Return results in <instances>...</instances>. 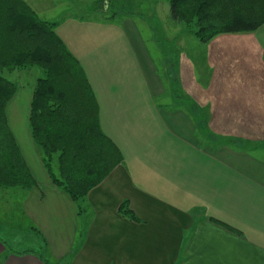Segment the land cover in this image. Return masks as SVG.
<instances>
[{"label":"crops","instance_id":"1","mask_svg":"<svg viewBox=\"0 0 264 264\" xmlns=\"http://www.w3.org/2000/svg\"><path fill=\"white\" fill-rule=\"evenodd\" d=\"M24 1L33 10L49 4L34 10L43 20L64 4ZM121 36L138 58L137 77L131 64V77L110 76L92 57L105 74L93 80L63 41L89 80L101 130L123 158L81 211L52 183L31 137L42 71H24L29 91L25 97L17 91L7 120L35 186L11 192L41 249L17 251L0 236V264H264V26L203 44V81L193 54H175L174 84L162 76L168 64L151 56L134 23L127 21ZM82 40L74 50L86 54L92 43ZM124 202L136 219L121 214Z\"/></svg>","mask_w":264,"mask_h":264},{"label":"trees","instance_id":"2","mask_svg":"<svg viewBox=\"0 0 264 264\" xmlns=\"http://www.w3.org/2000/svg\"><path fill=\"white\" fill-rule=\"evenodd\" d=\"M167 1L174 21L204 45L220 35L251 34L264 26V0ZM31 68L42 71L31 102V137L52 183L81 211L89 192L123 161L122 154L101 130L89 80L58 36L56 24L40 18L24 0H0L1 188L35 186L7 120V107L18 91L7 75ZM120 211L136 219L127 202Z\"/></svg>","mask_w":264,"mask_h":264},{"label":"rangeland","instance_id":"3","mask_svg":"<svg viewBox=\"0 0 264 264\" xmlns=\"http://www.w3.org/2000/svg\"><path fill=\"white\" fill-rule=\"evenodd\" d=\"M63 2V8L57 13H53L52 19L49 15L45 20L56 23L58 36L67 43L78 59L83 58L82 62L85 64L91 79L97 80L100 76H105V74L97 73L98 70L94 68L92 57L98 59L99 70L107 69L110 76L121 78L123 74L126 77H131L130 64L135 74L133 77L138 76V58L132 53L128 41L126 39L124 41L121 36L127 21H130L131 24L134 23L151 56H155L162 64L164 62L168 64L169 69H161L164 71L162 74L164 79H169L173 83L174 69L172 66L176 63L174 55L178 54L179 59L183 52L190 56L193 54L197 77L200 81L206 79L208 72L202 65L204 45L196 39L193 33L186 30L183 23L174 21L167 0H63ZM38 6L40 8L37 9ZM38 6H35L34 10L47 11L49 4L47 6V4L40 3ZM102 12H105V15L101 14ZM97 14L103 18L96 17ZM83 19L88 21L81 23ZM80 36L86 42L92 43L86 54L84 51L74 50V48L83 46L80 44L83 43ZM103 37H106L104 44H102ZM175 46L177 47L176 51ZM90 48L93 49L89 50ZM97 51L101 53H96ZM102 52L106 54L103 55ZM24 71L7 75L8 79L16 83L18 90L23 92V97L29 91L26 79L22 81ZM121 80L116 81L114 85L118 87L123 85ZM173 84L170 90L175 88ZM134 85L136 86V84ZM166 101L171 103L172 99L168 97ZM1 189L0 236L11 248L17 251L40 250L41 242L28 228L30 227L28 223L21 219L20 215L18 216L19 207H17L18 205L15 207L17 195L12 194L13 189L11 188ZM17 197L19 200V196Z\"/></svg>","mask_w":264,"mask_h":264}]
</instances>
